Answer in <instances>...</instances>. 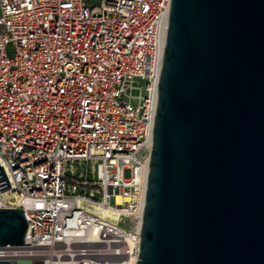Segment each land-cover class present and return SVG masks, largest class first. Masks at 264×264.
<instances>
[{"label":"built area","instance_id":"2783aa9c","mask_svg":"<svg viewBox=\"0 0 264 264\" xmlns=\"http://www.w3.org/2000/svg\"><path fill=\"white\" fill-rule=\"evenodd\" d=\"M170 3L0 0V260L135 264Z\"/></svg>","mask_w":264,"mask_h":264},{"label":"water","instance_id":"95a60500","mask_svg":"<svg viewBox=\"0 0 264 264\" xmlns=\"http://www.w3.org/2000/svg\"><path fill=\"white\" fill-rule=\"evenodd\" d=\"M27 228L0 207V246ZM139 235L135 264H264V0H171Z\"/></svg>","mask_w":264,"mask_h":264},{"label":"rangeland","instance_id":"374dc122","mask_svg":"<svg viewBox=\"0 0 264 264\" xmlns=\"http://www.w3.org/2000/svg\"><path fill=\"white\" fill-rule=\"evenodd\" d=\"M89 3L91 2V1H95V0H87ZM125 175H127V172H125Z\"/></svg>","mask_w":264,"mask_h":264}]
</instances>
